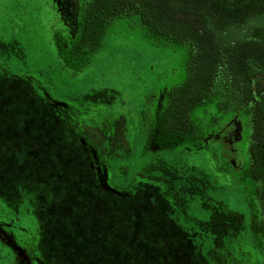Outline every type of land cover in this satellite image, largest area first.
<instances>
[{"label": "flooded vegetation", "instance_id": "obj_1", "mask_svg": "<svg viewBox=\"0 0 264 264\" xmlns=\"http://www.w3.org/2000/svg\"><path fill=\"white\" fill-rule=\"evenodd\" d=\"M30 1L13 0L11 8H0V90H8L10 87L22 89L21 92L27 99L32 94L39 100L40 106H49L53 110L62 133L58 134L57 141L48 139L38 131L31 134L29 130H24L29 117L17 119L14 110L9 107L0 111V116L7 113L15 117L0 118V136L4 137L0 142V179L4 180L0 183V211L3 213L0 215V264H79L71 259V255L76 254L78 247H84V242H87L86 247L91 251L90 257L93 255L88 264H131L126 251L119 249L121 243L128 245L123 235L124 230L115 238L110 230L104 227L99 229L101 226L93 219L98 214H93V209H90L92 214L88 219L91 221L88 222V229H82V225L87 222L83 218L79 219L77 206L89 205V199L79 200L72 196L79 194L80 188H85L90 191L89 198L100 195L108 201L136 204L143 184L160 189L171 209L167 212V221L193 247V255L202 257L201 264H208L207 259H211V264H255L253 251L264 256V213L260 188L247 176V171L252 167L248 153L250 129L245 114L239 111L220 112L216 102L198 107L194 112L211 107L217 122L226 115H242L245 120L244 127L237 134L232 124L216 133L214 126L210 124L211 133L207 135L201 131L193 119L194 112L192 113L196 140L188 146L196 150L213 147L210 157L212 162L217 163L213 178L208 179L199 167L191 165H184L185 171L168 168L163 160H153L164 151L158 137V115L164 109L169 93L186 79L187 50L185 49L183 80L172 87L167 85L155 88L156 91L152 92L155 94H143V100L134 97V93L136 95L142 91L137 85L138 82L141 83L142 77L139 71L143 69L151 76L155 69L148 68L141 54L137 53L134 70L129 65L130 77L125 82L130 90L122 94L121 90L108 89L109 86L91 89L89 85L97 82L94 70L100 67V60L109 56L114 58L120 52L114 46L116 39L112 34L119 24L126 22L117 21L102 29L88 30L86 18L89 17L90 7L86 5L87 0H34V10L31 9ZM35 12L38 13L37 23L41 26L49 24L53 35L52 50V47L41 41L39 31L33 34V41H37L32 42L38 45L36 53L39 57H44L37 74L28 65L29 54L26 48L31 44L26 34L31 31L34 23L30 15ZM150 41L146 46L154 50L157 42L152 38ZM136 46L139 50L140 47ZM127 62L126 60L123 64V71L127 70ZM159 79L158 75L151 82L159 85ZM151 87L147 86L146 90ZM126 97L131 99L127 100ZM106 101L113 102L111 105L118 103L124 109L128 107L124 113L113 112L110 108L101 109L100 106ZM16 122L18 132L33 135L30 137L43 135L47 138L48 145L45 148L29 149L12 159H4V142H16L18 137V132L10 133L15 129ZM119 123H122V141L125 146L120 142L113 149L112 139L116 124ZM89 131H95L96 135L91 136ZM97 138L103 139L96 143ZM46 151L48 158L54 160L48 165L43 164L45 161L42 160L45 157L42 152ZM128 155L140 158L133 163L138 168L145 163L147 170L160 175L148 182H139L142 178V173H139L135 184H129L131 164L123 160ZM7 167L14 171L11 173L10 170L8 173ZM160 168L179 173L170 181V188L166 183L155 180L163 178ZM85 173L89 175L85 176ZM190 177L197 178L199 184L190 183ZM79 179L89 181L86 184ZM210 179L218 182L226 179L236 186L231 191L229 203L208 197L207 188L213 187L216 190L219 185L209 182ZM202 183H206L205 189H202ZM194 186L199 187L200 192L191 195L189 190ZM191 201L197 206L192 207ZM23 205L25 207L21 208ZM215 210H225L240 218L237 227H228L220 235L221 238L202 227L211 223ZM5 211H9V215L4 214ZM171 214L179 215L183 219L182 224L177 226L172 222ZM22 216H28L32 223L25 226ZM100 218L107 221L103 212ZM95 224L97 230L91 233L90 229ZM206 234L213 235L215 244L211 236L209 240ZM226 240L229 245L224 243ZM181 248L183 247L177 250L180 251ZM138 260L134 264H141V256Z\"/></svg>", "mask_w": 264, "mask_h": 264}, {"label": "trees", "instance_id": "obj_2", "mask_svg": "<svg viewBox=\"0 0 264 264\" xmlns=\"http://www.w3.org/2000/svg\"><path fill=\"white\" fill-rule=\"evenodd\" d=\"M86 5L88 30L117 21L136 23L157 43L187 50L186 79L169 93L158 115L164 151L153 160L180 171L184 165L199 167L213 178V147L188 146L196 140L191 115L211 102L220 112L245 114L252 167L247 176L260 188L264 213V0H87ZM126 158L130 169L138 168L134 164L140 158ZM209 182L219 185L207 188L208 197L222 194L229 203L236 186L226 179ZM191 206L197 204L191 201Z\"/></svg>", "mask_w": 264, "mask_h": 264}, {"label": "rangeland", "instance_id": "obj_3", "mask_svg": "<svg viewBox=\"0 0 264 264\" xmlns=\"http://www.w3.org/2000/svg\"><path fill=\"white\" fill-rule=\"evenodd\" d=\"M13 0H0V8L5 6L12 7ZM30 5L32 6V10H34V0L30 1ZM38 13L35 12L34 14H31V19H34V23H32L31 31L26 34L27 38L30 39L31 44L26 46L27 52L29 54V60L28 65L30 66L33 73L37 74L38 72V66L41 65L44 61V57H39V55L36 53V49H38L37 44H33V42L36 43L37 40L33 41V38L35 37L33 34L35 31H39V38L42 42H44L47 46H51L53 43V35L51 31V26L49 24H44L41 26L37 23L38 19ZM49 25V26H48ZM59 25V22H58ZM63 25V22H62ZM136 25V26H135ZM60 26V25H59ZM46 27V28H45ZM34 36V37H33ZM112 37L116 39L114 46L120 49V52H117L116 57H105L103 60H100V67L96 68L94 70V77L97 79V82L95 84H90L89 87L91 89L95 88H103L104 86H109L108 89L113 90H121L122 94L126 92V90H130V88L127 86L126 80L128 79L129 75V69L134 70V61L136 59V53L141 54V57L144 60V64L148 65L147 67H154L155 73L151 76H149L148 72H145L142 70L139 71L140 80L141 83H137L140 88H142V91H140L138 94L135 95L134 92H132L131 95L134 93V97L138 99L143 100V94H155L152 92H155V88L165 87L167 85H171L169 87H172L176 85L177 83L181 82L185 76L184 71V61L186 56V50L177 46H170V45H162L157 43V46L152 50L150 47L146 46V43H150V37L148 34L137 24H129L128 22L124 24H119L117 28H115V31L112 34ZM125 40L123 41L122 39ZM33 41V42H32ZM39 43H42L38 40ZM136 44L140 47L138 50ZM44 47V46H42ZM110 58V59H109ZM128 61V69L123 71V64L125 61ZM131 65V68L129 67ZM174 68V69H173ZM47 74V70L45 71ZM160 77L159 85H156V83H152V80H155L157 76ZM157 80V79H156ZM148 81V83L146 82ZM158 82V81H157ZM154 85V86H153ZM135 86V84L133 85ZM147 86H152L148 90H146ZM22 90V89H21ZM21 90L18 88L4 90H0V111L4 110L5 108L9 107L14 110L15 117L21 118V117H29L30 119L27 122V125L25 127V131L31 132V134L35 132H41L44 134L48 139L52 138V140L57 141L58 134H61L59 128V123L55 121V116L53 113V110L49 106H40L39 100H37L32 94L30 99H27L25 97V94L21 92ZM19 91V93H18ZM110 92V91H109ZM127 100H130L131 98L126 97ZM134 100V99H132ZM106 101L104 104L100 106L101 109H111L113 112L116 113H124L125 109L120 107L118 103ZM111 105V106H110ZM131 109V108H130ZM13 113V112H12ZM215 113L212 110L211 107H205L202 109L197 110L193 114V119L198 123L199 128L201 131L205 132L207 135H209L210 132V124L214 126L215 133L216 131L219 132L222 130V128H225L229 125H233L235 130V134L239 133V129L243 126V123L245 122L242 115H226L223 117L221 121L216 120L214 117ZM14 117L12 114H7L0 116V118H7L10 119ZM14 117V118H15ZM216 120V121H215ZM18 121V120H17ZM246 124V123H245ZM15 129L12 130L13 134H16L17 128H18V122H16V125L14 126ZM244 127V126H243ZM7 133V132H6ZM8 133V134H10ZM91 136H95V131H89L88 132ZM18 137L16 142L14 140H6L4 142V148H3V154L4 159H12L14 156H19L20 153H24L28 151L29 149H37L38 147H46L48 145V140L43 135H37L35 137H30L33 135H27L23 132H18ZM38 134V133H37ZM12 137V135H11ZM4 139V137L0 136V142ZM103 139V138H101ZM100 138H97L95 141L96 143L101 142ZM122 143V145L125 146V143L122 141V123L116 124L115 128V136L112 139V146L113 149L118 147L119 143ZM134 148V147H133ZM239 148H241L239 146ZM245 148V143H244ZM59 149V148H58ZM245 150V149H244ZM33 151V150H32ZM30 153V151H29ZM63 154V153H61ZM60 154V155H61ZM48 153L42 152V156H45L42 158L43 164H47L50 162H54L53 159L48 158ZM201 159H203L201 157ZM124 161H127V158H123ZM204 165V164H203ZM58 168H60L58 166ZM7 172L9 173L11 170V173L14 171L11 167L6 168ZM62 169L60 168V171ZM59 171V170H58ZM160 171L163 174V178L161 179H155L157 181H162L167 184L168 188H170V181L172 179H175L179 173L177 171L170 172V170H167L165 168H160ZM139 173H142V178L139 179ZM4 175V174H2ZM85 176H88L89 174H84ZM131 175V176H130ZM130 175H129V184L136 182L137 179H139V182H148V180H151L153 177H157L160 174L152 173L151 171L147 170L146 164H142L137 169H130ZM81 176V175H80ZM137 176V177H136ZM87 179V178H86ZM79 179V181H85L86 184L88 183L89 179ZM190 183H193L194 185L199 184V180L197 178L190 177L189 179ZM4 180L0 179V183ZM202 189H205L206 183L201 184ZM167 188V189H168ZM60 189V188H59ZM55 190V189H54ZM56 192H60L55 190ZM170 191V189H169ZM200 192L199 187L194 186L192 189L189 190V193L191 195H194L195 193ZM90 191L89 189L80 188L79 194L72 196L74 199L79 200H87L89 199V205L88 204H82L77 206V213L79 214V219L83 218L86 220L87 223L82 225V229H88V219L90 218V214L97 213L98 215L93 217V219L98 222V226L101 227L99 229H102L103 227L107 230H110L112 232V235L114 234L115 238H118L119 234H121V231H123V235H125L127 244H120L119 249L122 251H126L128 255V259L130 260L131 264H134L135 262H139L138 258L141 256V264H201L203 259L201 256H194L192 251L193 247L188 245V242L180 237V234L175 228V226L167 221V212L170 211V205L168 201L166 200L165 196L161 193L160 189L158 187H155L153 185L149 184H143L142 188H140L138 192L137 202L134 204L133 202H119V201H108L105 197L97 196V197H90ZM214 198H217L218 200H223L225 198L222 194H212ZM71 197V198H72ZM77 197V198H76ZM177 200H180L179 196H176ZM180 202V201H178ZM1 204V200H0ZM0 205V210H1ZM25 205H23L24 208ZM90 209H93L92 213L90 212ZM104 213L106 215L105 220L100 218V214ZM3 214L0 211V215ZM4 214L9 215V211H5ZM206 214V213H205ZM204 214V215H205ZM170 215V220L174 222L177 226L182 224V218L177 216ZM202 215V216H204ZM22 216V223L25 226H29L32 221L28 218V216ZM105 218V217H104ZM238 222L240 223V218L235 217L233 214H229L228 212H217L215 210L214 215L211 219V223L204 224L202 227H205V230H211V232L216 235L218 238H221V234L225 232V230L230 227L232 228L234 225L237 227ZM94 225V224H93ZM236 229V228H234ZM91 230L92 232H95L97 230V226L95 224V227H93ZM195 230V228H194ZM210 234V233H209ZM207 235V234H206ZM210 240V236L212 238V242L214 243L216 241L215 238H213V235H207ZM224 239H226L224 237ZM72 241V239H69ZM208 240V241H209ZM207 241V242H208ZM220 242V240H218ZM229 241L226 240L224 243L229 245ZM87 242H84V247H78V250L75 252V255H71V259L74 260L76 263L79 264H88L91 261V257L93 256L90 253L91 251L89 248L86 247ZM184 244V245H183ZM215 244V243H214ZM89 245V244H88ZM225 246V245H224ZM134 248L137 250V252L132 249ZM183 247L180 249V251L177 250V248ZM184 251V253H182ZM253 261L255 264H262L264 261V256H259L256 254L255 251H253ZM210 258H212L210 256ZM94 260H96V256H94ZM211 259H207V263H209ZM201 262V263H200ZM249 262V261H247ZM246 264V263H245Z\"/></svg>", "mask_w": 264, "mask_h": 264}, {"label": "water", "instance_id": "obj_4", "mask_svg": "<svg viewBox=\"0 0 264 264\" xmlns=\"http://www.w3.org/2000/svg\"><path fill=\"white\" fill-rule=\"evenodd\" d=\"M114 191V190H113ZM116 192V191H115Z\"/></svg>", "mask_w": 264, "mask_h": 264}]
</instances>
